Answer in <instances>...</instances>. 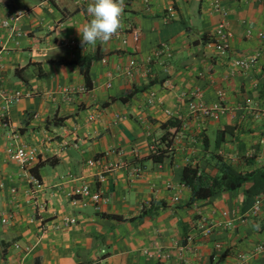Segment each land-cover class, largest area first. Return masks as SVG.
<instances>
[{
	"label": "crops",
	"instance_id": "0c3cea01",
	"mask_svg": "<svg viewBox=\"0 0 264 264\" xmlns=\"http://www.w3.org/2000/svg\"><path fill=\"white\" fill-rule=\"evenodd\" d=\"M90 2L0 0V264H158L159 254L168 264H264L255 250L264 243V194L251 215L243 210L251 183L192 201L181 182L184 166L214 175L213 155L241 172L264 164V116H255L264 109V0H222L223 55L210 39L221 19L213 0H124L119 35L86 47L76 27L89 19ZM15 13L16 29L3 28ZM87 56L98 59L85 78L77 62ZM248 56L257 57L251 69L234 66ZM25 67L23 80L16 70ZM16 91L23 95L1 118ZM192 101L222 111L204 118L190 111ZM173 120L180 127L170 151L153 163L149 146H164L174 130L162 125ZM225 126L233 129L216 147ZM20 145L36 150L25 167L7 153ZM93 159L115 168L88 166ZM83 184L99 192L97 205L78 196ZM64 217L76 223L62 228ZM189 236L180 252L176 244Z\"/></svg>",
	"mask_w": 264,
	"mask_h": 264
},
{
	"label": "built area",
	"instance_id": "2783aa9c",
	"mask_svg": "<svg viewBox=\"0 0 264 264\" xmlns=\"http://www.w3.org/2000/svg\"><path fill=\"white\" fill-rule=\"evenodd\" d=\"M147 1V0H144ZM213 11L219 14L220 16V22L214 32L210 35L211 43L213 45V48L217 54L223 55L226 54L229 49V34L227 32V10L222 5V0H213ZM170 13V16H173V9L168 8L167 10ZM19 14H12L9 15L7 18L3 19L1 21V26L3 28H6L10 31H13L16 29L17 20H18ZM257 37L259 40L264 41V34L258 33ZM167 47L165 44H160V47H158L159 52H163V54H167L169 57V53H167ZM257 60L256 56H248V57H241L234 61V66L239 68L240 70H249L252 68V66L255 64ZM109 86V85H108ZM23 94L20 92H14L13 96H11L5 104L2 106V115L1 118L5 117V112L7 106L14 101H17L19 98H21ZM193 97L199 98L201 96L200 91L196 90L193 94ZM156 97L155 94L150 93L149 98L147 100L148 104H151L153 99ZM219 99H221L222 95L221 93H218ZM189 109L191 112H196L200 116L204 118H214L216 116L217 111H222L220 104H215L212 107L204 105L201 101L200 102H190ZM166 114H170L169 111H166ZM256 117H263L264 116V109L257 111L255 113ZM150 151H153L155 149V145L152 143L150 146ZM8 156L11 161L15 162L16 164L20 165V167H25L29 163V161L34 157L36 154V150L34 148L20 145L13 148H9L7 150ZM86 164L90 167L92 166H101L102 169H104L105 172L111 171L114 169V165L109 164H102L100 159H93L88 160ZM137 170V169H136ZM32 183L35 188V192H38L40 186V183L35 178L32 179ZM78 196L81 198L87 199L89 202H91L94 205H97L100 202V194L96 190H92L87 184H83L80 189L77 191ZM177 198L174 199L176 201ZM40 207L43 208V205H40ZM262 207V196H257L254 199L253 205L250 208V214L256 215L260 212ZM227 215V214H223ZM3 223L6 222L5 220H2ZM62 228H67L73 224L76 223V220L74 218L64 217L62 221ZM200 232L203 236H208L212 232V227L206 225L204 221H200L199 226ZM192 242V236H189L186 238V244L185 246H181L178 243L176 244V247L179 248L180 252L184 248H188ZM214 249L217 251H221L222 247L219 243H216L214 246ZM256 252L262 253L264 252V243H260L255 248ZM169 255L168 254H159L158 255V264H168ZM174 264H185V260L181 257L179 260H177Z\"/></svg>",
	"mask_w": 264,
	"mask_h": 264
},
{
	"label": "trees",
	"instance_id": "16d2710c",
	"mask_svg": "<svg viewBox=\"0 0 264 264\" xmlns=\"http://www.w3.org/2000/svg\"><path fill=\"white\" fill-rule=\"evenodd\" d=\"M97 56H87L83 60L77 62L80 66L85 78L88 76V70L92 63L97 60ZM26 67L16 70V74L25 80L21 75H26ZM40 71V70H39ZM134 93H130L122 101H126L131 98ZM173 128V133H164L161 142L164 144L162 147L160 144L153 142L155 149L150 151L149 159L153 163H161L170 151L172 138L175 132L179 130L180 123L178 121H168L162 125V128ZM233 128L225 126L221 132L217 135L215 146L217 147L222 141L225 132L231 131ZM214 167L216 173L214 175H207L200 172L198 167L184 166L181 174V182L190 189L191 200H209L220 192H232L240 189L246 183L251 185L244 189V201L243 210H247L252 207L255 197L264 194V164L251 171L241 172L237 171L231 164L225 162L221 157L213 155ZM53 164L52 161H49ZM41 165V164H40ZM33 170V169H32Z\"/></svg>",
	"mask_w": 264,
	"mask_h": 264
},
{
	"label": "clouds",
	"instance_id": "9594fccd",
	"mask_svg": "<svg viewBox=\"0 0 264 264\" xmlns=\"http://www.w3.org/2000/svg\"><path fill=\"white\" fill-rule=\"evenodd\" d=\"M89 19L76 27L81 37V46L106 44L118 36L123 28L124 0H92L87 6ZM259 230V225H254Z\"/></svg>",
	"mask_w": 264,
	"mask_h": 264
}]
</instances>
